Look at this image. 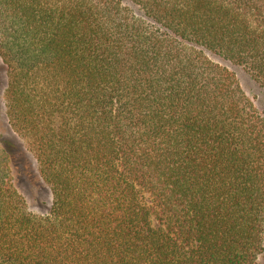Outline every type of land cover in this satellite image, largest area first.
<instances>
[{
    "label": "trees",
    "instance_id": "trees-1",
    "mask_svg": "<svg viewBox=\"0 0 264 264\" xmlns=\"http://www.w3.org/2000/svg\"><path fill=\"white\" fill-rule=\"evenodd\" d=\"M0 0L12 130L49 186L29 210L0 150V264H259L264 0ZM214 58H217L216 61Z\"/></svg>",
    "mask_w": 264,
    "mask_h": 264
},
{
    "label": "rangeland",
    "instance_id": "rangeland-1",
    "mask_svg": "<svg viewBox=\"0 0 264 264\" xmlns=\"http://www.w3.org/2000/svg\"><path fill=\"white\" fill-rule=\"evenodd\" d=\"M121 1L130 5L127 0ZM219 61L234 72L244 92L264 117V88L244 68ZM7 81V69L0 57V150L6 152L10 158L13 182L26 199L29 210L36 214H46L52 205L53 195L40 176L37 162L28 151L24 139L12 130L8 122L4 99ZM259 264H264V252L259 259Z\"/></svg>",
    "mask_w": 264,
    "mask_h": 264
}]
</instances>
